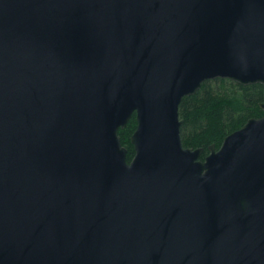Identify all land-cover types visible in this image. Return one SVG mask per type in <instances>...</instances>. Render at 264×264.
I'll list each match as a JSON object with an SVG mask.
<instances>
[{
	"label": "water",
	"instance_id": "obj_1",
	"mask_svg": "<svg viewBox=\"0 0 264 264\" xmlns=\"http://www.w3.org/2000/svg\"><path fill=\"white\" fill-rule=\"evenodd\" d=\"M215 78L264 86V0H0V264H264V102L180 138Z\"/></svg>",
	"mask_w": 264,
	"mask_h": 264
},
{
	"label": "trees",
	"instance_id": "obj_2",
	"mask_svg": "<svg viewBox=\"0 0 264 264\" xmlns=\"http://www.w3.org/2000/svg\"><path fill=\"white\" fill-rule=\"evenodd\" d=\"M263 102L262 84L241 85L224 78L204 81L193 95L183 97L180 102L182 145L201 148L200 159H203L211 145L218 149L225 136L238 130L248 119L261 117L260 104ZM135 127L133 114L126 126L118 130L121 145L127 150V162L134 155L130 136Z\"/></svg>",
	"mask_w": 264,
	"mask_h": 264
}]
</instances>
